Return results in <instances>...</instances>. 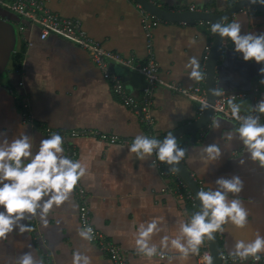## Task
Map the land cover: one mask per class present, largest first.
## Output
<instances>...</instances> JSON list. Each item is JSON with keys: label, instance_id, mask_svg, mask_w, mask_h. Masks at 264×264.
I'll use <instances>...</instances> for the list:
<instances>
[{"label": "crops", "instance_id": "crops-1", "mask_svg": "<svg viewBox=\"0 0 264 264\" xmlns=\"http://www.w3.org/2000/svg\"><path fill=\"white\" fill-rule=\"evenodd\" d=\"M44 1L52 12L81 21L87 35L105 49L134 62L145 59L147 39L134 0ZM149 1L172 12L188 11L192 7L194 11L220 13L238 0ZM233 21L241 24L242 34L264 32V19L258 11L245 9L227 20L229 24ZM154 24L152 46L160 82L152 97V128L120 102L87 52L53 35L41 41L35 31L31 35L33 46L26 49L21 72L6 76L4 83H0V141L6 138L11 142L24 132L32 137L35 154L40 141L50 137L46 130L65 133L89 130L119 138L148 136L152 130L164 139L168 133L199 118L197 104L175 88L191 90L204 86V79L195 82L189 78L191 69L187 65L190 57L195 56L204 73L212 29L202 22L187 25L156 19ZM262 66L255 61L245 62L234 51V44L230 48V39L225 38L216 70L217 89L248 93L250 98L241 106L249 112L264 97L259 71ZM111 68L122 78L126 91L138 100L143 78L124 66ZM20 96L27 102L32 124L23 122ZM261 115L264 124V114ZM216 120L220 122L219 129L213 128ZM238 128L235 122L215 114L197 138L186 136L177 142L187 149L182 162L202 190L210 187L215 190V181L221 177L238 175L244 182L239 198L249 212V223L244 229L228 223L218 233L221 255L226 256H231L238 240L247 243L257 233L264 236V167L250 158L238 134L230 141L227 139V134L236 133ZM70 143L76 152L75 161L87 169L80 183L87 195L92 223L121 249L128 264H198L195 255L183 258L171 246L165 250L164 258L159 255L148 258L136 249V233L142 223L146 226L153 219L157 221L161 231L152 236L150 243L159 251L162 238L178 237L180 223L190 219L184 203L163 191L167 181L159 176L152 157L138 160L129 151L130 146L109 144L94 136L71 139ZM213 143L220 146L222 156L219 161L205 165L201 149ZM233 198L236 197L229 194V199ZM78 207L73 191L68 201L53 207L46 224L38 216L22 221L30 225L31 231L20 234L16 229L7 239L0 240V264H16L29 251L37 264H72L76 251L90 257L91 264H112L95 244L79 236L82 229ZM234 264H264V261Z\"/></svg>", "mask_w": 264, "mask_h": 264}, {"label": "clouds", "instance_id": "clouds-1", "mask_svg": "<svg viewBox=\"0 0 264 264\" xmlns=\"http://www.w3.org/2000/svg\"><path fill=\"white\" fill-rule=\"evenodd\" d=\"M251 5L264 6V0H248ZM212 32L222 39L228 38L234 44V51L242 55L245 62L255 61L264 65V32L243 33L240 23L233 21L225 25L222 21L212 25ZM191 69L189 78L195 82L204 79L200 70V62L192 56L188 61ZM264 76V66L260 69ZM264 84V79L260 80ZM222 89H213V96L222 95ZM231 115L240 121L236 133L229 132L227 139H233L238 134L246 151L250 153L253 161H259L264 167V124L260 123V115L241 116V106L228 101ZM213 106L205 103L203 109ZM254 113L264 114V97L252 106ZM213 128L219 129L220 122H213ZM63 138L59 134L40 141L39 151L33 154L32 137L21 132L18 138L9 142L6 138L0 141V240L8 238L9 234L18 229L20 234L31 231L24 220L39 217L46 224L47 216L53 207H59L69 200L78 182L86 175L87 169L80 161H73L64 154ZM129 151L136 155L138 160L147 161L153 155L169 166L170 171H177V165L185 158L187 149L177 143L172 132L163 140L150 138L146 135H137L130 145ZM221 148L218 144H210L201 149V160L205 165L220 160ZM154 163V162H153ZM206 170V169H205ZM215 190H201L196 193L200 201V210L193 213L190 219L180 223V235L169 240L164 236L158 251L155 244L150 243L152 236L161 231L155 219L142 223L136 233V249L148 258L165 255V250L171 246L183 258L199 255L200 247L205 239L212 241L216 233H222L224 226L231 223L238 229L248 226L249 212L244 207L239 194L244 189V182L238 175L231 178H218L215 181ZM232 194L233 199H229ZM79 236L91 241L92 229L80 230ZM264 254V236L259 233L250 242L238 240L234 250L230 253L233 258L246 261L251 258L259 261ZM206 264H214L213 257L209 254L204 257ZM16 264H37L31 251L22 254ZM72 264H91L87 255L76 251L72 257Z\"/></svg>", "mask_w": 264, "mask_h": 264}, {"label": "built area", "instance_id": "built-area-1", "mask_svg": "<svg viewBox=\"0 0 264 264\" xmlns=\"http://www.w3.org/2000/svg\"><path fill=\"white\" fill-rule=\"evenodd\" d=\"M136 6L141 14L142 29L145 32L147 39L146 57L142 62H134L131 58L125 59L119 54L105 49L100 43L94 41L87 35L83 29L81 21L67 19L52 12L44 0H0V9L13 14L22 20V22H16L14 20L7 21H9L15 28L17 41L24 43L26 49L33 46L31 35L37 31L38 38L41 41H44L49 36L53 35L84 50L87 52L92 64L101 72L103 79L110 84L112 92L118 97L120 102L128 109L135 112L148 128H152L154 123V119L151 115L153 107L152 97L157 84L160 82L158 64L155 60L153 52V36L151 33L153 25H155L154 23L156 18L145 12L140 5L137 4ZM245 9L257 11L255 7H247ZM190 10L194 11V8L191 7ZM223 47H225V42ZM209 48L210 47L207 48V53ZM114 65L124 66L130 72L136 73L143 78L144 86L138 100L126 91L122 78L116 75L111 68ZM261 78L264 79V76L261 75ZM175 89L184 97L191 99L197 104V115L200 117L204 111L202 110L203 105L206 103V92L204 86L198 85L191 90L179 88ZM248 98H250V95L245 92L236 93L223 90L222 95L218 96L215 100L213 106L214 115L216 114L224 119L235 122L239 127L240 121L232 117L228 101L232 100L234 103L241 106V103ZM19 99H21L20 111L23 122L32 124V116L28 112V105L24 100V96H20ZM240 115H260V123L263 118L261 114L254 113L252 110L245 112L242 109V106ZM45 132L47 136H51L53 134H59L62 136L64 141L63 145L65 147V155L73 161L76 159V152L70 143L71 139L94 136L103 142L122 146H130L134 141V138H119L117 136L100 134L89 130L72 131L69 133L59 130H46ZM148 137L161 140L158 134L152 130H150ZM152 162H154L153 165L157 169L159 176L167 181V185L163 191L178 198L185 206L188 204V207L194 213L197 212L198 207L193 195L188 190L185 183L181 181L177 173L175 171H170L169 166L166 163L160 162L155 155L152 156ZM74 193L79 205L78 221L80 227L83 230H86L89 227L92 229L93 238L90 242L95 244L99 251L106 256L112 264H128L121 249L111 240L107 239L103 233H101L93 225L87 195L80 182H78L75 187ZM209 254L210 251L205 239L204 244L200 247L199 255H195L198 260V264H206L204 257ZM159 257L161 258V256ZM221 260L222 264L243 262L239 258H233L228 255H221ZM248 260H251L252 262H261L264 261V256H261L259 261H254L251 258Z\"/></svg>", "mask_w": 264, "mask_h": 264}, {"label": "water", "instance_id": "water-1", "mask_svg": "<svg viewBox=\"0 0 264 264\" xmlns=\"http://www.w3.org/2000/svg\"><path fill=\"white\" fill-rule=\"evenodd\" d=\"M138 5H140L145 12L156 18L160 21L171 22V23H184L187 25H194L197 22L207 23L211 29L214 23L222 21L224 24L232 16L236 15L239 12H242L243 9L247 7H255L257 11L261 14L264 19V6L260 4L251 5L248 3V0H238L227 10L220 13H211L207 11H181V12H172L164 8L158 7L155 4L151 3L149 0H134ZM6 19L0 17V76H6L7 66L10 61L11 55L15 52L18 41L15 28L11 23ZM226 38V37H225ZM225 38H221L218 34L213 33L212 41L207 53L205 70H204V88L206 92V103L214 106L215 100L218 96L212 95V90L217 89L216 82V70L222 56L223 44ZM233 46V43L230 41V48ZM214 117L213 107L209 109H204L203 114L192 121L191 123L184 125L172 132L176 137L177 142L183 137L190 136L192 140L197 138L199 132L204 130L208 124L212 121ZM178 168L177 175L185 183L188 190L193 195L198 211L200 210V201L196 199V193L201 191L202 188L200 184L193 178L191 172L186 169L183 162L181 161ZM215 239L212 241H207L208 249L210 255L213 257L214 264H222L221 260V248L219 243V234L216 233Z\"/></svg>", "mask_w": 264, "mask_h": 264}, {"label": "trees", "instance_id": "trees-1", "mask_svg": "<svg viewBox=\"0 0 264 264\" xmlns=\"http://www.w3.org/2000/svg\"><path fill=\"white\" fill-rule=\"evenodd\" d=\"M0 17L2 18H6V19H10V20H14L16 22H22V20H20L19 18H17L16 16H14L11 13H8L2 9H0ZM227 22V21H226ZM229 24L228 22L225 24L227 25ZM25 53H26V46L24 43H22L21 45H18L15 52L11 55L10 57V69L6 70V76L11 77V75L13 74H18V72L20 73L22 70V66L24 63V59H25ZM12 82V81H11ZM10 82V84H11ZM19 109L21 110V107L19 106ZM159 138L162 140L163 138L159 136ZM179 146H182L180 144V142L178 143ZM189 205L187 204L185 207L187 209V212L189 213V216L191 217V215L194 213L193 211H191V209L188 207Z\"/></svg>", "mask_w": 264, "mask_h": 264}, {"label": "rangeland", "instance_id": "rangeland-1", "mask_svg": "<svg viewBox=\"0 0 264 264\" xmlns=\"http://www.w3.org/2000/svg\"><path fill=\"white\" fill-rule=\"evenodd\" d=\"M15 32H16V31H15ZM16 35H17V34H16ZM17 43H18V42H17ZM8 69H10V63H9L8 66H7V70H8ZM5 77H6V76H5L4 74L0 76V83H4V81H5Z\"/></svg>", "mask_w": 264, "mask_h": 264}]
</instances>
